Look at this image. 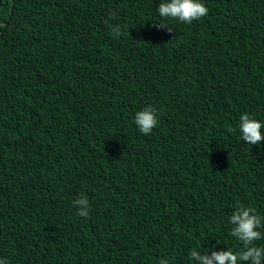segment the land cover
<instances>
[{
	"label": "trees",
	"instance_id": "16d2710c",
	"mask_svg": "<svg viewBox=\"0 0 264 264\" xmlns=\"http://www.w3.org/2000/svg\"><path fill=\"white\" fill-rule=\"evenodd\" d=\"M160 2L0 0V260L199 264L243 248L237 204L264 216V141L239 132L264 123V0H201L191 24Z\"/></svg>",
	"mask_w": 264,
	"mask_h": 264
},
{
	"label": "clouds",
	"instance_id": "9594fccd",
	"mask_svg": "<svg viewBox=\"0 0 264 264\" xmlns=\"http://www.w3.org/2000/svg\"><path fill=\"white\" fill-rule=\"evenodd\" d=\"M209 9L201 0H162L158 6V14L162 21L176 20L182 23L191 24L194 20H200L206 16ZM160 28H167L166 23L158 24ZM122 26H112L113 36H122ZM135 124L144 135H149L157 126V109L149 106L135 114ZM264 123L245 113L240 117L239 132L243 142L249 145H259L264 141ZM229 131H234L229 129ZM74 205L78 206L77 215L83 218L89 216L90 205L86 196H81L74 200ZM233 225L230 235L240 241L243 248L234 252L231 249L226 251H212L209 257L208 252H200L198 248H193L189 253L191 261L199 264H264V246H257L255 241L264 239V232L259 229L264 228V216L258 214L253 207L237 204L235 210L229 217ZM0 264H7L0 260ZM158 264H169L168 260L161 258Z\"/></svg>",
	"mask_w": 264,
	"mask_h": 264
}]
</instances>
